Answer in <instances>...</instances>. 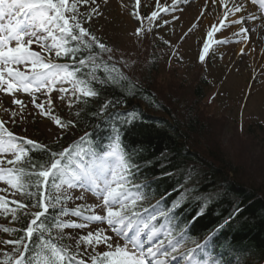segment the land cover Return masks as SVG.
Segmentation results:
<instances>
[{
    "label": "rangeland",
    "instance_id": "374dc122",
    "mask_svg": "<svg viewBox=\"0 0 264 264\" xmlns=\"http://www.w3.org/2000/svg\"><path fill=\"white\" fill-rule=\"evenodd\" d=\"M176 1L140 0V7L137 9L135 0H107L106 5L103 0H96L103 15H93L91 22L85 23L83 17L94 7L89 2L78 6L81 14L78 19L112 49L111 61L107 60L109 54H104V64L108 71L129 81L130 85L133 83L148 87L156 99L177 116H189L193 111L209 129L204 137L194 138L192 146L201 153L208 154V145L219 144L226 159L238 171V175H235L237 181L248 187H259L264 175V2L245 0L243 4L253 11H250V18L243 25L237 26L233 24L235 17L232 14L225 20L220 13L219 17L216 16L223 0H203L199 4L197 2L201 0L183 3ZM239 1L235 0L236 3ZM227 3L225 11L233 9V2L229 0ZM165 8L169 10L164 11ZM152 11H157L158 17L150 21L147 17ZM137 12L144 17L142 22L136 19L134 13ZM251 21H254L253 25ZM3 23L7 24V19ZM213 26L219 27L220 31L209 37L208 33ZM140 27L150 31L137 37L135 32ZM241 28L248 31H237ZM38 35L47 34L38 31ZM51 42L49 37L45 43ZM206 43L209 45L207 54L203 52ZM32 49L41 53L46 62L60 64L54 51L49 56L37 44H33ZM201 55L205 56L203 62L200 61ZM13 67L30 71V67L25 65ZM202 85L205 87L204 98L199 99L196 90ZM0 87L7 88V85ZM61 88L69 89L68 93L61 92ZM61 96L63 99H60ZM72 96L69 82L57 83L51 91L43 88L39 92L20 90L9 94L0 90V120L5 122L8 131L15 134L18 147L22 148L20 142L27 140L48 145L66 133L65 126L61 127L55 121L60 119L61 124H65ZM14 99L22 101L23 107L13 104ZM36 104H43L47 114L37 108ZM12 112L16 113L14 118ZM3 158L14 159V155L9 152ZM3 167L7 168L8 165L5 163ZM85 167L88 171L94 170L96 174L105 176L112 165L103 159L94 160L87 164L80 163L70 173L62 174L59 181H67L72 185L69 187L68 183H62L58 189L59 194L68 201L70 209V213L64 218L65 224L85 222L82 216L73 214L77 210L83 211L86 216L90 214L87 209L95 207L97 214H105L101 207H97L102 205L101 193L89 181L75 178ZM7 179L5 177L4 181H0V198L19 201L18 193L6 183ZM16 207L13 203L10 211L0 210V264H14L16 258L14 245L5 243L13 239L10 232L4 229H10L13 225L10 226L11 220L7 221L2 217L4 213H9L13 218ZM97 226L93 223L83 229L67 227L64 230V234L71 238L75 246L79 243V248L74 247V250L84 253L85 258L108 250L104 244L90 247L80 240ZM99 227L107 229L106 224H100ZM138 227L139 223L134 220L128 234H133ZM157 231L165 234V248L170 251L167 232L164 229ZM108 235L113 237L114 244L124 243L123 237L117 239L110 230ZM148 243L145 241L146 246ZM194 249V245L180 244L178 250L170 256L159 255L156 259L165 264H188L185 253ZM149 260L153 258L149 257ZM85 264H92V261Z\"/></svg>",
    "mask_w": 264,
    "mask_h": 264
},
{
    "label": "trees",
    "instance_id": "16d2710c",
    "mask_svg": "<svg viewBox=\"0 0 264 264\" xmlns=\"http://www.w3.org/2000/svg\"><path fill=\"white\" fill-rule=\"evenodd\" d=\"M67 47L71 53L76 44L69 41ZM85 55L83 50H77L75 58L58 57L57 62L70 70L78 69L79 78L90 80L93 69L79 65ZM96 75L99 81L102 73ZM128 82L126 87L96 83L99 93L96 97H85L79 92L73 95L67 110L69 116L64 120L66 133L55 142L38 144L43 147L20 142L27 156L16 165L23 169L18 174L23 188L15 190L19 201L28 208L20 209L16 205L13 218L9 213L3 214L4 220H11L10 226L13 225L9 227L14 229L10 237L23 238L32 213L41 210L34 207L42 194L33 173L48 165L52 152L68 151L64 163V174H68L80 163L99 161L102 150H112L114 143L119 142L120 151L130 156V182L140 186V193L145 195L137 211L143 217L154 210L167 212L166 217L155 223L157 230L173 233V239L183 236L179 245H200L194 254L201 263L264 264V175L259 187L239 183L235 178L238 171L226 159L219 144L208 145V154L192 146L193 139L204 137L209 129L193 111L189 116H177L148 87ZM203 85L196 90L199 99L204 98ZM60 177L57 183H61ZM46 191L50 197H60L55 207H50L41 218L51 229V235L37 231L31 241H26L27 261L43 264L44 256L50 255L49 246L55 245L78 252L76 258L89 263L90 257L85 258L84 253L74 250L76 246L64 234L65 228L56 227L70 213L68 201L51 179ZM130 193L136 195V188ZM61 208L68 214L63 215ZM144 208L148 211L144 212ZM42 241L47 244L42 246ZM15 254L17 257L18 253Z\"/></svg>",
    "mask_w": 264,
    "mask_h": 264
},
{
    "label": "snow or ice",
    "instance_id": "6c2138e0",
    "mask_svg": "<svg viewBox=\"0 0 264 264\" xmlns=\"http://www.w3.org/2000/svg\"><path fill=\"white\" fill-rule=\"evenodd\" d=\"M89 2L94 7L83 17L85 23H90L93 15H103L96 0H0V86L7 85V88L0 87V90L9 94L20 90L39 92L43 88L51 91L57 83L69 82L73 95L79 92L80 95L85 97H96L99 94L95 89L96 83L101 85L111 84L113 87H126L127 81L108 71L107 65L104 64L105 53L109 54L107 60H112V49L93 35L78 19L81 15L78 6ZM135 2L138 9L140 0H135ZM252 2L255 3V0H252ZM103 3L106 5L107 0H103ZM168 10V8L164 9V11ZM243 10L244 4L236 3L234 0L233 9L225 11L224 16L227 18L230 11L239 13ZM134 15L138 22H142L144 19L138 12ZM157 17L158 12L152 11L147 18L151 21L157 19ZM5 19H7V24L3 23ZM243 22V19L233 20V23H240L241 25H243ZM38 31L47 35H38ZM149 31L150 29L145 30L140 27L136 30L135 35L139 37L142 33L146 34ZM218 31H220V28L213 26L208 36L212 37L213 33ZM241 31L246 33L248 29L242 28ZM57 32L59 35H57ZM49 37H51L52 42L46 44L45 42ZM69 41L76 44L71 53L67 47ZM165 43L168 42L165 41ZM33 44H37L42 50L47 51L49 56L54 51L56 57L71 56L75 58L76 51L83 50L86 55L79 60V65L82 67L87 65L93 69L90 80L79 78L77 76L78 69L70 70L62 64L46 62L41 53L32 49ZM208 51L209 45L206 43L203 52L207 54ZM204 59L205 56L201 55L200 61L203 62ZM13 65L28 66L30 71H21ZM112 68L114 70L115 65ZM97 72L102 73V78L99 81H97ZM5 73H7V76ZM105 76L107 79L103 78ZM60 91L68 93L69 89L61 88ZM60 99H63V96ZM12 103L23 107V102L20 100L14 99ZM36 107L47 114L43 104H36ZM15 116L16 113L12 112V117ZM55 122L61 127L65 126L61 124L60 119H56ZM27 143L43 147L32 140H27ZM120 148L119 142H115L112 150L101 151L99 158L112 165L107 175H98L94 170L88 171L85 167L81 174L75 177L77 180L89 181L101 193L102 205L97 207H101L105 214H97L95 207H89L87 211L90 214L86 216L83 211L77 210L73 214L82 216L84 223H58L56 227L59 229L67 227L83 229L90 227L93 223L98 225L80 238L81 242L90 247H98L104 244L108 249L103 253L91 256L92 264H165L164 261L156 258L159 255L167 257L172 252H176L183 236L179 239H173V233H167V244L171 245L169 251L165 248V234L158 232L155 227V223L160 217L167 216L166 210H154L147 217L141 216L137 211L138 204L145 199V195L140 193V186L131 184L129 179L132 171V164L129 162L130 156H126L124 151H120ZM9 152L14 155V159L5 160L3 157ZM68 154L67 150L59 153L52 152L48 165L33 173L36 177V187L42 194L41 199L34 207L41 210L32 213L33 218L23 230V238L5 241L6 244L14 245V252L18 253L14 264H31L26 259V253L29 249V244L26 241H31L35 232L40 231L42 235L44 232H48L51 235V229L44 225L41 218L49 211L50 207H55L56 203L60 201V197L48 196L46 189L50 179L57 189L61 187V183H68L69 187L72 186L67 181L56 182L57 178L64 173L65 158ZM26 156L25 149L18 147L15 134L8 131L5 122L0 120V181H4L7 177L6 183L12 188L22 189L23 185L19 183L18 174L22 173L23 169L17 168L16 165L22 163ZM5 163L12 167H3ZM132 188H136L137 191L134 196L129 194ZM78 198L83 199V197ZM67 199H71V197H67ZM13 203L20 209L28 208V205L23 202L0 198V210L10 211ZM5 205H8V207H5ZM147 211L148 209L144 208V212ZM236 211L239 212L240 210L236 209ZM61 213L63 215L68 214L63 208H61ZM134 220L139 223V227L135 229L133 234L129 235ZM225 223H227V220ZM100 224H106L107 229L99 227ZM108 230L115 233L117 239L123 237L124 243L122 245L114 244L113 237L108 235ZM4 231L10 232L14 229L5 228ZM145 241L149 242L147 246ZM46 244L47 241H42V246ZM76 247L79 248V243ZM200 247V245H197V248ZM49 250L50 255L46 254L44 256L43 264H85V261L76 258L79 255L78 252L73 253L63 246L52 245L49 246ZM194 253L195 250L185 253L188 264H200V260L196 259ZM149 257L153 260H149Z\"/></svg>",
    "mask_w": 264,
    "mask_h": 264
},
{
    "label": "bare ground",
    "instance_id": "6f19581e",
    "mask_svg": "<svg viewBox=\"0 0 264 264\" xmlns=\"http://www.w3.org/2000/svg\"><path fill=\"white\" fill-rule=\"evenodd\" d=\"M190 0H177L176 2L178 3V2H189ZM194 1H197V0H194ZM203 0H201V1H198L197 2V4H199L200 2H202ZM205 1H208V0H205ZM219 0H217V2H218ZM223 3H222V6H220L219 5V10H218V12H217V17H219V13L220 14H222V16L224 17L223 19L225 20V19H227L229 16H231V14H232V17H235V20H239V19H243V21H247L249 18H250V16L248 15L249 13H250V11H253L252 10V8L251 7H248L247 5H244V10L242 11V12H240V15L238 14V13H235V12H233V11H230L229 12V15L227 16V18H225V16H224V12H225V10H226V8H228L227 6H228V3L227 2H229V0H223L222 1ZM230 2L232 3V2H234V0H230ZM245 3V0H240L238 3ZM224 4V5H223ZM258 6L259 7H261V4L258 2ZM222 7H223V10H222ZM250 8V9H249ZM232 9V8H231ZM230 9V10H231ZM222 11H224L223 13H222ZM260 13H263V11H261ZM234 15V16H233ZM251 23H252V25L254 24V21H251ZM264 23V22H263ZM233 24H235V25H240V23H233ZM254 27V26H253ZM242 29V28H241ZM241 29H237V31H239V32H241Z\"/></svg>",
    "mask_w": 264,
    "mask_h": 264
}]
</instances>
